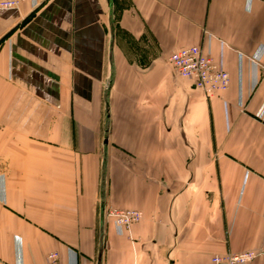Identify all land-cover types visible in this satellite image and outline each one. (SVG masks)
Wrapping results in <instances>:
<instances>
[{
    "label": "crops",
    "instance_id": "1",
    "mask_svg": "<svg viewBox=\"0 0 264 264\" xmlns=\"http://www.w3.org/2000/svg\"><path fill=\"white\" fill-rule=\"evenodd\" d=\"M193 46L226 91L176 76L170 56ZM110 210L143 217L119 234ZM263 250L264 0L0 9V264Z\"/></svg>",
    "mask_w": 264,
    "mask_h": 264
},
{
    "label": "built area",
    "instance_id": "2",
    "mask_svg": "<svg viewBox=\"0 0 264 264\" xmlns=\"http://www.w3.org/2000/svg\"><path fill=\"white\" fill-rule=\"evenodd\" d=\"M49 0H1L0 9H14L21 3L34 2L41 6ZM176 76L192 81L197 89L202 90L209 97L216 96L229 88L230 76L218 68L214 60L197 47L181 49L169 58ZM108 217L114 223L119 234L129 230L134 224L142 220L139 211L110 210ZM257 259L264 262V250L258 254L245 252L237 255L214 256L213 264H253ZM46 264H63L57 253L50 254ZM73 264H79L77 260Z\"/></svg>",
    "mask_w": 264,
    "mask_h": 264
}]
</instances>
